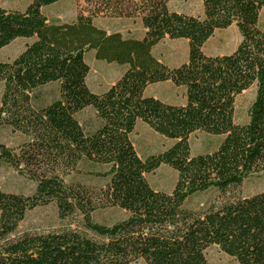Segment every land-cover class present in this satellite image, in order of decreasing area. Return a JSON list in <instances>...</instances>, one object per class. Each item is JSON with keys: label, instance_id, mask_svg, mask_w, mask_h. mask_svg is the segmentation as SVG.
<instances>
[{"label": "trees", "instance_id": "1", "mask_svg": "<svg viewBox=\"0 0 264 264\" xmlns=\"http://www.w3.org/2000/svg\"><path fill=\"white\" fill-rule=\"evenodd\" d=\"M0 0V49L31 40L11 61L0 62V127L26 138L17 149L0 143V163L35 183L31 195L0 189V264H209L217 247L237 264H264V190L230 196L249 177L264 173V0H200L202 15L169 8L171 0H86L74 22H48L42 9L61 0H31L8 11ZM196 1V0H192ZM99 14L139 18L142 38L107 34L94 25ZM234 25L240 41L230 54L208 56L202 48L215 31ZM187 42L186 62L168 67L152 55L164 39ZM123 68L104 92L86 85L85 55ZM170 81L184 89L173 105L144 94ZM57 83L59 96L36 103L35 91ZM255 86L245 124L234 122L235 99ZM92 108L99 126L86 133L76 115ZM137 122L173 141L140 157L130 139ZM223 137L215 150L192 155L189 137ZM88 163L103 172L82 173ZM160 166L176 173L170 192L154 190L146 175ZM92 176L102 186L76 177ZM213 190L219 200L198 211L187 201ZM53 205L60 220L80 217L83 231L14 236L29 211ZM118 210L123 219L98 222L94 214ZM14 236V237H13Z\"/></svg>", "mask_w": 264, "mask_h": 264}, {"label": "rangeland", "instance_id": "2", "mask_svg": "<svg viewBox=\"0 0 264 264\" xmlns=\"http://www.w3.org/2000/svg\"><path fill=\"white\" fill-rule=\"evenodd\" d=\"M31 0H2L1 6L8 11H23ZM86 0H61L56 4L42 9L48 22L72 23L74 22L79 9L91 10L92 6ZM169 8L178 13L192 16L202 15V6L198 1L192 0H172ZM94 25L107 34L119 33L123 38L140 39L144 29L139 18H115L108 15L99 14L94 18ZM258 27L264 31V10L261 11ZM31 40L23 38L16 39L8 46L0 49V62L13 60ZM240 41V36L234 28L225 31L215 32L213 38L203 46L202 51L206 55L230 54ZM188 52L187 42L184 40L164 39L152 49V55L163 64H177L185 60ZM85 62L89 66L86 78V85L91 92H104L110 85L114 84L123 73V68L115 64H107L97 61L94 52L85 55ZM182 64V63H180ZM178 64V65H180ZM2 84L0 83V95ZM37 95L36 103L44 106L57 99L59 96V86L57 83L49 84L35 91ZM146 96L159 97L162 100L180 104L183 101V91L181 89L149 87ZM255 96V86L241 93L235 99L234 122L245 124L248 120V108ZM76 118L86 133L93 132L99 126V120L95 116L92 108L88 107L77 113ZM223 137L210 136L201 132H196L189 137V145L192 155L212 152L216 149ZM130 139L137 154L144 158L147 155L160 153L169 148L173 141L161 137L150 130L146 125L137 122ZM26 138L12 132L8 127H0V143L5 146L17 149ZM80 171L103 172L105 167L88 163H81ZM82 174V175H83ZM81 182L89 186H102L103 181H98L92 176L83 175L76 177ZM149 185L157 191L170 192L176 182V173L167 166H160L155 172L146 175ZM35 183L28 179L26 175L20 174L8 165L0 163V189L5 192L31 195L34 191ZM264 190V173L255 174L247 178L242 185L231 191L230 196L249 197ZM219 196L213 190L197 194L191 197L186 206L189 209L198 211L209 205L215 204ZM125 214L118 210H102L94 214L98 222L112 223L123 219ZM72 229L83 231L80 217L75 216L69 219L60 220L57 217L53 205L39 207L26 214L23 222L14 236H21L26 233H46ZM13 236V237H14ZM206 258L209 264H237L232 258L223 254L217 247L212 246L206 251ZM132 264H144L137 261Z\"/></svg>", "mask_w": 264, "mask_h": 264}, {"label": "crops", "instance_id": "3", "mask_svg": "<svg viewBox=\"0 0 264 264\" xmlns=\"http://www.w3.org/2000/svg\"><path fill=\"white\" fill-rule=\"evenodd\" d=\"M172 1V0H171ZM170 1V2H171ZM196 1H198V2H200L201 3V1L200 0H196ZM170 2H169V4H170ZM168 4V5H169ZM201 6H202V3H201ZM264 10V9H263ZM261 13V12H260ZM229 28H234L235 30H237L236 29V27L234 26V25H232V26H230V27H228L227 29H229ZM227 29H223V30H217V31H215V32H219V31H225V30H227ZM238 32V31H237ZM215 34V33H214ZM213 34V35H214ZM213 38V36L209 39V40H211ZM209 40L207 41V42H209ZM207 42L205 43V44H207ZM205 44H204V46H205ZM237 46V45H236ZM235 49V48H234ZM233 49V50H234ZM232 50V51H233ZM231 53V52H230ZM187 55H188V52H187V54H186V58H185V60L184 61H182V62H180V63H184V62H186V60H187ZM215 55H225V54H215ZM215 55H208V56H215ZM157 59V58H156ZM160 61V60H159ZM161 62V61H160ZM180 63H177V64H166V66H168V67H176V66H178V64H180ZM111 86V85H110ZM109 86V87H110ZM153 86H156V88H169V89H181L182 91H183V95H184V89L183 88H179V87H176V86H174L170 81H166V82H162V83H157V84H153V85H150V86H148L147 88H146V90H145V92H144V94L146 93V91H147V89L149 88V87H153ZM108 87V88H109ZM155 97V96H154ZM155 98H157V99H159V100H161V101H163V102H165V103H168V104H173V105H183L184 103H185V96H183V101H182V103H180V104H174L173 102H170V101H166V100H162L161 98H159V97H155Z\"/></svg>", "mask_w": 264, "mask_h": 264}]
</instances>
